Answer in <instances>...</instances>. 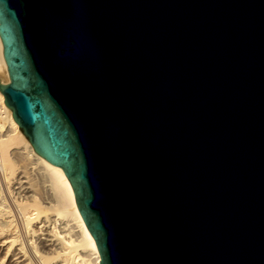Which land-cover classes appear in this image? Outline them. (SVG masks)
Instances as JSON below:
<instances>
[{"label": "water", "instance_id": "1", "mask_svg": "<svg viewBox=\"0 0 264 264\" xmlns=\"http://www.w3.org/2000/svg\"><path fill=\"white\" fill-rule=\"evenodd\" d=\"M0 37L99 264H264V0H0Z\"/></svg>", "mask_w": 264, "mask_h": 264}, {"label": "bare ground", "instance_id": "2", "mask_svg": "<svg viewBox=\"0 0 264 264\" xmlns=\"http://www.w3.org/2000/svg\"><path fill=\"white\" fill-rule=\"evenodd\" d=\"M0 77L9 81L1 37ZM0 99V264H99L67 176L34 150Z\"/></svg>", "mask_w": 264, "mask_h": 264}, {"label": "rangeland", "instance_id": "3", "mask_svg": "<svg viewBox=\"0 0 264 264\" xmlns=\"http://www.w3.org/2000/svg\"><path fill=\"white\" fill-rule=\"evenodd\" d=\"M28 163H29V162L27 161V162L25 163V165H27V166H25V165H24V162L22 163V161H21V164L24 165V166L27 168V169L25 168V169H26V174H27V175H26V174H25V175L29 178V176H28V175H29V164H28ZM25 175H24V176H25ZM24 178H25V177H23V178H21V179L24 180ZM25 180H26V179H25ZM14 186H17V184H15ZM0 259H1V256H0ZM86 264H87V263H86Z\"/></svg>", "mask_w": 264, "mask_h": 264}, {"label": "built area", "instance_id": "4", "mask_svg": "<svg viewBox=\"0 0 264 264\" xmlns=\"http://www.w3.org/2000/svg\"><path fill=\"white\" fill-rule=\"evenodd\" d=\"M3 109H4V107H3V104H2L1 99H0V126H1V122H2V112H3ZM0 134H1V131H0Z\"/></svg>", "mask_w": 264, "mask_h": 264}]
</instances>
